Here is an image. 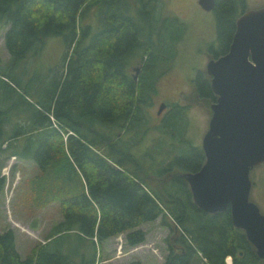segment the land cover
I'll return each instance as SVG.
<instances>
[{
    "label": "trees",
    "instance_id": "1",
    "mask_svg": "<svg viewBox=\"0 0 264 264\" xmlns=\"http://www.w3.org/2000/svg\"><path fill=\"white\" fill-rule=\"evenodd\" d=\"M157 1L0 0V27L6 26L4 43L12 65L51 34H62L66 44L65 73L55 81L53 104L36 107L31 124L23 125L19 117L11 131L4 127L9 110L27 111L31 103L21 94L27 104L18 108V98L0 108V155L34 160L39 172L28 180L31 200L38 207L58 202L62 219L51 227L49 239L24 258L15 246L13 229L0 231V264H94L104 239L125 233L126 243L136 245L146 234L140 224L158 216L164 224L174 222L171 252L163 264H190L196 258L226 264L228 254L232 264H264L243 229L233 226L229 209L210 213L194 204L180 172L197 170L204 154L186 137L185 107L175 103L160 127L155 124L176 147L167 165L150 173L148 158L136 154L138 140L153 127L145 106L157 91L159 69L172 51L160 47L154 35L163 38V32L177 28V40L183 28L176 17H159L157 22ZM235 9L233 0L216 5L215 56L229 47ZM136 56L140 69L135 79L129 66ZM0 75L11 89L20 85L10 73L2 70ZM194 91L208 105L216 98L205 71H198ZM1 166L0 191L5 182ZM72 233L76 251L65 250L60 242ZM186 244L197 254L175 247Z\"/></svg>",
    "mask_w": 264,
    "mask_h": 264
},
{
    "label": "rangeland",
    "instance_id": "2",
    "mask_svg": "<svg viewBox=\"0 0 264 264\" xmlns=\"http://www.w3.org/2000/svg\"><path fill=\"white\" fill-rule=\"evenodd\" d=\"M240 3H238L237 15L241 12V7L245 10L246 7L252 9L264 6V0H240ZM156 4L158 12L154 13V18L157 22L159 17H176L183 28L177 40L175 38L179 32L177 28H173L168 33L163 32V38L154 35V41L160 47L165 51L171 48L172 51L169 53L168 60L163 63L164 66L159 69L161 74L157 81V91L152 94L149 104L145 106L149 119L148 125L153 127L148 128L146 136L138 140L136 147L139 158H148L145 163L147 166L151 164L150 173H153L159 165H167L174 156L176 147L169 139L170 137L162 133L164 130L159 128L162 124L159 122L173 109L175 103L185 107L186 137L192 144L201 147L202 135L207 129L211 115L209 105L213 100L208 105L198 96V93L194 91V80L198 71L206 72L205 64L213 57L212 49L218 47L217 19L213 9H203L197 0H158ZM93 16L95 15L92 12L91 18ZM94 22L95 19H92V24ZM140 23L145 26L147 20L142 18ZM5 28L6 26L0 27V71L3 70L16 77L20 85L13 84L15 89H11L0 79V108L8 106L12 101H18V98L21 99L18 101V108L23 103L27 104L23 102L25 100L21 94L31 103L27 111L9 110L10 121L4 124V127L11 131L19 117L23 125L31 124L32 117L38 114L36 107H40L42 103L53 104L51 93L55 81L60 73L65 71L62 65L66 44L62 34H51L45 38L39 48L31 49L14 66L9 61V52L4 43ZM138 63L140 62L137 56L130 59L129 71L133 76L136 75L135 79L139 73L133 67ZM26 87H28L27 90H25ZM162 101L165 102V106L157 112ZM49 116L54 120L55 117L51 112ZM156 123H159V127H155ZM21 140L24 141V138ZM0 162L2 163L1 174L5 176L4 185L0 191V231L10 227L13 229L15 246L17 245L19 254L21 253L23 258L31 253L36 245L47 240L51 226L62 218V213L58 202L41 207L32 202L28 180L39 172L33 159L1 154ZM251 176L255 182L249 198L255 201L264 213V165L251 171ZM140 227L146 232L145 239L136 245L126 243L125 233L104 239L99 245L94 264H129L136 260L141 264H163L169 244L172 242L174 222L171 221L169 225L164 224L162 216H158L154 220L141 223ZM60 242L65 250L71 248L76 251L78 247L75 233L61 239ZM191 264L207 263L203 259L196 258Z\"/></svg>",
    "mask_w": 264,
    "mask_h": 264
},
{
    "label": "water",
    "instance_id": "3",
    "mask_svg": "<svg viewBox=\"0 0 264 264\" xmlns=\"http://www.w3.org/2000/svg\"><path fill=\"white\" fill-rule=\"evenodd\" d=\"M197 1L205 10L215 3ZM205 70L216 98L201 139L204 161L180 175L197 207L210 213L229 209L233 226L243 229L264 260V213L249 198L250 169L264 161V6L236 17L227 51L208 59Z\"/></svg>",
    "mask_w": 264,
    "mask_h": 264
},
{
    "label": "flooded vegetation",
    "instance_id": "4",
    "mask_svg": "<svg viewBox=\"0 0 264 264\" xmlns=\"http://www.w3.org/2000/svg\"><path fill=\"white\" fill-rule=\"evenodd\" d=\"M218 1L219 0H215V3H214V6H213V10L216 12V5H217V3H218ZM197 3H198V1H197ZM233 3H234V8H236L235 9V11H236V13H237V9H238V3H240V0H233ZM241 4V3H240ZM240 6V5H239ZM248 8L246 7V9L245 10H247ZM245 10H243V8L241 7V12H239V14H241L242 12H244ZM238 14V15H239ZM237 15V16H238ZM236 16V17H237ZM218 56V55H217ZM213 57H216L215 55H213ZM138 67V68H137ZM133 69L134 70H136L138 73H139V69H140V64H138V65H135V67H133ZM162 102H164V101H162ZM157 112H158V110H157ZM261 165H264V161H262L261 163H259V164H257V165H254V166H252L251 167V169H250V179H251V188H250V192H251V190H252V188H253V186H254V179L252 178V176H251V171H253L256 167H259V166H261ZM250 196V195H249ZM255 202V201H254ZM253 245V244H252ZM254 246V245H253ZM175 247H177V250H180L181 252H183V253H185V252H187V251H190V254L192 255V256H194L195 254H197L195 251H192L191 250V248L186 244V245H176ZM179 247V248H178ZM254 249H255V247H254ZM171 252V249L170 248H168V253H167V255L169 254ZM255 252H256V250H255ZM240 253H242V251L240 252ZM167 255H166V257H167ZM166 257H165V260H166ZM226 257H227V259H229L232 263H233V256L232 255H226ZM225 257V258H226ZM260 258V257H259ZM262 259V258H261ZM165 260H164V262H165ZM231 263V264H232ZM191 264V263H190Z\"/></svg>",
    "mask_w": 264,
    "mask_h": 264
},
{
    "label": "crops",
    "instance_id": "5",
    "mask_svg": "<svg viewBox=\"0 0 264 264\" xmlns=\"http://www.w3.org/2000/svg\"><path fill=\"white\" fill-rule=\"evenodd\" d=\"M51 203H52V202H51ZM49 204H50V203H49ZM61 219H62V218H61ZM61 219H60V220H61ZM58 221H59V220H58ZM58 221H57V222H58ZM52 226H53V225H52ZM52 226H51V227H52ZM10 228H11V227H10ZM123 234H124V233H121V235H123ZM14 237H15V236H14ZM48 239H49V238H47V240H48ZM15 242H16V241H15ZM43 242H45V241H43ZM16 248H17V245H16ZM17 250H18V248H17ZM18 252H20V251L18 250ZM20 256H21V253H20ZM25 257H26V256H25ZM23 258H24V257H23Z\"/></svg>",
    "mask_w": 264,
    "mask_h": 264
},
{
    "label": "built area",
    "instance_id": "6",
    "mask_svg": "<svg viewBox=\"0 0 264 264\" xmlns=\"http://www.w3.org/2000/svg\"><path fill=\"white\" fill-rule=\"evenodd\" d=\"M225 262H226V264H231V261L229 262V261L227 260V257H226Z\"/></svg>",
    "mask_w": 264,
    "mask_h": 264
},
{
    "label": "bare ground",
    "instance_id": "7",
    "mask_svg": "<svg viewBox=\"0 0 264 264\" xmlns=\"http://www.w3.org/2000/svg\"><path fill=\"white\" fill-rule=\"evenodd\" d=\"M229 262H230V260L229 259H227Z\"/></svg>",
    "mask_w": 264,
    "mask_h": 264
}]
</instances>
